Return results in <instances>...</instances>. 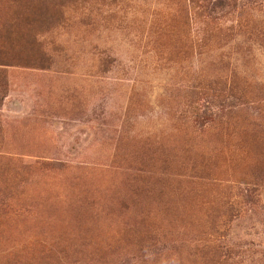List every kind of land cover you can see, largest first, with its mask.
Returning <instances> with one entry per match:
<instances>
[{"label": "rangeland", "instance_id": "rangeland-1", "mask_svg": "<svg viewBox=\"0 0 264 264\" xmlns=\"http://www.w3.org/2000/svg\"><path fill=\"white\" fill-rule=\"evenodd\" d=\"M0 264H264V0H0Z\"/></svg>", "mask_w": 264, "mask_h": 264}, {"label": "trees", "instance_id": "trees-1", "mask_svg": "<svg viewBox=\"0 0 264 264\" xmlns=\"http://www.w3.org/2000/svg\"><path fill=\"white\" fill-rule=\"evenodd\" d=\"M219 4H216V5H220V7H222V5L223 4H221V2H218ZM216 5L215 6H213V7H207V8H205V9H202L201 10V12H202V15L204 16V17H212L213 18V13L215 12V7H216ZM203 8V7H202ZM4 65V64H3Z\"/></svg>", "mask_w": 264, "mask_h": 264}]
</instances>
